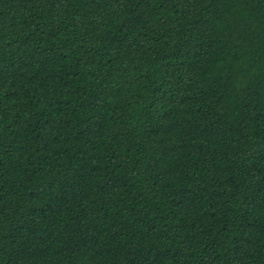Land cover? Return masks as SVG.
<instances>
[{
  "label": "trees",
  "instance_id": "16d2710c",
  "mask_svg": "<svg viewBox=\"0 0 264 264\" xmlns=\"http://www.w3.org/2000/svg\"><path fill=\"white\" fill-rule=\"evenodd\" d=\"M0 264H264V0H0Z\"/></svg>",
  "mask_w": 264,
  "mask_h": 264
}]
</instances>
